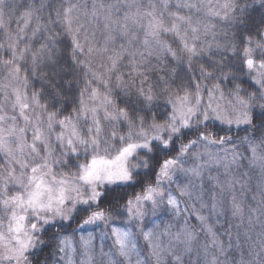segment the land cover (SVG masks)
Here are the masks:
<instances>
[{
	"label": "clouds",
	"instance_id": "1",
	"mask_svg": "<svg viewBox=\"0 0 264 264\" xmlns=\"http://www.w3.org/2000/svg\"><path fill=\"white\" fill-rule=\"evenodd\" d=\"M0 264H264V0H0Z\"/></svg>",
	"mask_w": 264,
	"mask_h": 264
},
{
	"label": "snow or ice",
	"instance_id": "2",
	"mask_svg": "<svg viewBox=\"0 0 264 264\" xmlns=\"http://www.w3.org/2000/svg\"><path fill=\"white\" fill-rule=\"evenodd\" d=\"M252 62L249 61V65L251 66ZM112 162H109V161H104V160H99V161H94L93 162V168L94 170L96 169H102L104 168L107 164H110ZM92 173H89V175H91Z\"/></svg>",
	"mask_w": 264,
	"mask_h": 264
}]
</instances>
